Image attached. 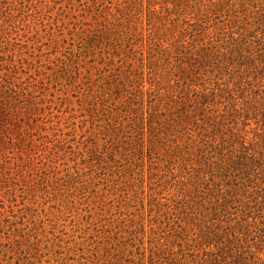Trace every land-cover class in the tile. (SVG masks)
Here are the masks:
<instances>
[{
	"label": "rangeland",
	"instance_id": "374dc122",
	"mask_svg": "<svg viewBox=\"0 0 264 264\" xmlns=\"http://www.w3.org/2000/svg\"><path fill=\"white\" fill-rule=\"evenodd\" d=\"M0 92V264H264V0H0Z\"/></svg>",
	"mask_w": 264,
	"mask_h": 264
},
{
	"label": "trees",
	"instance_id": "16d2710c",
	"mask_svg": "<svg viewBox=\"0 0 264 264\" xmlns=\"http://www.w3.org/2000/svg\"><path fill=\"white\" fill-rule=\"evenodd\" d=\"M155 40L157 41V45L160 48H162L163 45L167 44L166 39H163V37H156L155 34L154 33L152 34V31H151L148 35V42L152 43ZM167 45L169 47L168 50L157 52V54L166 52L167 55H169L168 53H171L172 51L175 52L174 54H172L174 56H172L171 60L176 63L174 68H177V72L179 73V75L182 76L184 73L188 74L189 72H191L190 75L196 74L197 71H195V67H197V65L193 63L188 65V61L187 62L185 61L186 59L196 58L199 55L195 54L191 50V48H186L185 46L178 44V42L172 43L171 46L169 44ZM150 53H151V50H150ZM154 57H155V54L150 55V59ZM155 59L151 60V63L149 66L150 69L153 68L151 67V65L155 64ZM175 76H177V74H174V77ZM171 80L172 78L170 77L169 81ZM158 84H159V81L157 79H155V83H152L153 86H158ZM161 95H162L161 96L162 98L160 99V102L158 103V107L163 106L165 108V112L161 111L160 113L157 109L156 110L152 109L148 116L149 124L154 126V127H151L153 129H155V127L162 129V126H163V120L161 119L162 116H167L172 120L175 118V121L177 120V123H180V121L183 120L186 113L189 112L186 108L187 103L186 101H184L185 99L182 96H178L174 91H171V93H169V96L166 95V93H162ZM8 98L10 97L0 92V123L1 121L6 123L13 119L11 117L12 116L11 110L9 109L10 101ZM180 108H183V112H180ZM4 134L5 132L0 130V139L3 137Z\"/></svg>",
	"mask_w": 264,
	"mask_h": 264
}]
</instances>
